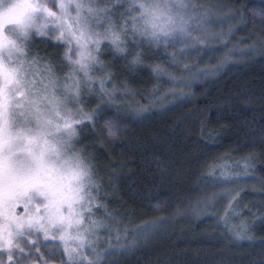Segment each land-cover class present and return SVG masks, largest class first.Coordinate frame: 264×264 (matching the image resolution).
<instances>
[{"label": "snow or ice", "instance_id": "obj_1", "mask_svg": "<svg viewBox=\"0 0 264 264\" xmlns=\"http://www.w3.org/2000/svg\"><path fill=\"white\" fill-rule=\"evenodd\" d=\"M245 12L230 0H0V264L5 257L7 264H122L150 242L163 218L134 224V206L108 209L122 195L121 177L104 183L98 149L81 147L85 134L100 148L103 130L116 137L117 121L107 113L122 99L117 93L129 91L119 68L134 71L161 46L179 64L192 50L246 27ZM257 15L259 31L247 37L245 56L264 57V8L253 10ZM38 38L45 47H37ZM125 104L115 111L138 117L148 111ZM253 163L252 156L237 161L245 175ZM200 175L229 183L238 173L220 161L206 172L201 167ZM128 191L135 198L131 183ZM258 191L264 194V186ZM240 195L229 193L230 208ZM148 205L141 210L161 209ZM257 219L264 222V212L229 228V241H254ZM252 264H264V256Z\"/></svg>", "mask_w": 264, "mask_h": 264}, {"label": "trees", "instance_id": "obj_2", "mask_svg": "<svg viewBox=\"0 0 264 264\" xmlns=\"http://www.w3.org/2000/svg\"><path fill=\"white\" fill-rule=\"evenodd\" d=\"M230 2L246 8L247 20L246 27L241 24L235 30L231 41L235 51L227 56L231 61L225 65L222 62L219 71L179 95L172 88L176 77L184 75L172 71L175 80L165 75L162 65L167 66L170 57L161 52V46L146 58L145 64L138 65L139 71L124 69L133 80L132 87L125 85L129 91L117 94L122 99L107 113L117 121L116 137L109 139L103 130L106 147L100 148L91 132L85 134L88 151L98 149L97 162L104 183H108L109 176L121 177L116 190L122 195L112 199L108 209L134 206V224L164 220L150 242H141L122 264H252L264 256V222L258 219L253 228L254 241L232 243L228 239L229 228L239 225L242 219L250 221L253 213L264 212V194L258 191L264 186V57L244 55L247 37L259 31V16H253V10L258 13L264 8V0ZM206 56L188 61L198 68V61ZM152 65L161 71L154 72ZM197 68L184 72L193 73ZM125 101L148 111L143 117L130 110L116 112V107L127 108ZM244 156L254 157L247 175L237 164ZM220 161H226L230 170L238 173L235 182L220 183L200 175L201 167L206 172ZM161 168L165 170L162 179ZM219 174L217 170L216 176ZM129 183L135 198L128 191ZM231 185V192L241 190L238 207H226L230 192L225 202L204 207V203L216 199L219 190H225L223 186ZM149 201L159 203L161 209L141 210L149 208Z\"/></svg>", "mask_w": 264, "mask_h": 264}, {"label": "rangeland", "instance_id": "obj_3", "mask_svg": "<svg viewBox=\"0 0 264 264\" xmlns=\"http://www.w3.org/2000/svg\"><path fill=\"white\" fill-rule=\"evenodd\" d=\"M201 2H205V0H201ZM236 29L237 28L234 29L233 34L231 36L224 35L221 39H217V40H214L212 42L207 43L206 45H202L200 51L192 50L193 54L190 55V56H188L187 58H185L179 64L173 63L171 61V58H168L167 59L168 62L165 60L166 63H167V66H165L164 64L162 66H163V68L166 69V71H165V75L166 76H170L169 78H171V75H173L172 74V71L174 73H176V74L184 75L181 78L176 77L177 81L175 83V88L178 90L177 91V94H179V95L182 94L183 95V93H186L183 90L189 88V87H187L188 84L193 85L195 83H199L201 80H203L204 78H206L207 75L213 74L222 65H225L226 63H228L229 61H231L230 60V57L228 58L227 56H228V53L235 51V50L233 51V46H231V44H232L231 41H232V39L234 38V36L236 34L235 33L236 32L235 31ZM215 31L217 33H219V32H221V29L220 28H216ZM227 31H228V25L225 24L224 29H223V32L224 33H227ZM37 47H40V48L45 47L43 44H41L39 42V38L37 39ZM156 50L157 49H153V54L156 52ZM168 51L171 52L172 49H168ZM161 52H164L163 51V46H162ZM62 54L63 53H61V55ZM204 54L207 55V56H206V58L203 61L202 60H199L198 61V63H200L198 68H197L198 65L196 66L194 62L188 61L190 59L196 60V58H199L200 56H204ZM222 62H224V64L221 65ZM120 63L123 64L124 62H120ZM143 64H145V62ZM174 64L176 65V67H174L172 69V67L174 66ZM158 65L160 66V64H158ZM185 65H188V66L190 65L189 66V69L186 68ZM193 67L194 68L195 67L197 68L194 71L195 73L194 72L192 73V70H191V72H184V70H190ZM125 68H127V67H121V68L118 69L119 81L123 85H126L127 84L128 86L129 85L131 86V84H133V80L129 77V75L127 73L125 74V71H124ZM138 68H139L138 65L135 66V70L134 71H139ZM127 70L130 71L128 68H127ZM117 94L122 95V94H124V92L121 91V92H119ZM86 140L87 139L84 140V143L81 145V147H86L87 146L88 141H86ZM223 188L225 190H219V195L216 197V199L213 202L210 200L208 203H204V207H208L209 206V203H213L212 206L214 207V203H220L221 200H222V202L223 201L225 202L226 197L228 196L227 195V192H231L230 190H234V188H233L232 185L231 186H227V187H224L223 186ZM240 201H241V199H240ZM234 203H235V207H238L237 206V203L238 202L236 201ZM222 207H225V205L223 204ZM226 207H229V203L226 205ZM208 215H210V214H208ZM97 219L98 220H103L104 218H102V216H100V218H98V216H97ZM132 227H133V225H129V228H132ZM101 232L103 233V230L102 229H101ZM113 243H115V241H113ZM121 243H123V241H121ZM5 264H7V258L6 257H5Z\"/></svg>", "mask_w": 264, "mask_h": 264}]
</instances>
